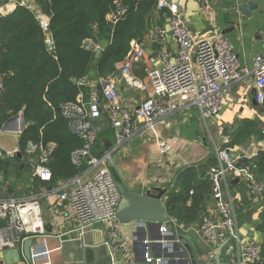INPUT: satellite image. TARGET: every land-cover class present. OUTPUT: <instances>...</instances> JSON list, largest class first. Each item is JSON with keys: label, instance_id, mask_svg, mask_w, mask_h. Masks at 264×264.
<instances>
[{"label": "built area", "instance_id": "2783aa9c", "mask_svg": "<svg viewBox=\"0 0 264 264\" xmlns=\"http://www.w3.org/2000/svg\"><path fill=\"white\" fill-rule=\"evenodd\" d=\"M155 8L168 10L169 28L160 27L158 33L163 40L171 34L177 46L175 56L172 58L169 52H163L160 66H145L146 76H136L133 74L134 65H145L149 61L142 41L133 39L130 50L118 69V75L131 88L148 93V96L142 97L139 104L132 109L125 107L119 99L115 76L110 74L99 78L104 103L97 98L90 105L66 106L65 115L71 119L74 131L87 140L83 148L73 152L72 160L76 165L81 166L84 163L86 168L71 178L51 183V189L41 193H30L19 198H0V221H6V226L0 229V233L11 229L17 231L13 239L0 240V255L8 249H15L22 233L35 236L46 234L41 211V199L45 195L49 201L54 196L58 204H70L77 220L74 230L79 240L83 238L88 227L99 223L104 226L113 254H120L118 258L121 257L124 261H134L130 244L120 235L123 223L117 217V210L121 195L112 171L115 166L112 154L140 130L139 121L144 123L140 133L152 131L160 151H168L170 146L157 133V124L181 108L196 106L205 126L208 129L216 127L219 137V141H216L211 136L217 157V163L207 174L212 182V204L207 205L201 215L199 232L206 240L218 239L230 243L237 250L239 264H264L260 245L253 240L244 241L240 235L237 206L231 196L229 183L230 180L238 178L248 185L249 196L261 198L264 195V181L257 176L252 163L244 162L246 158L242 154L233 153L236 145L232 144V134L216 121V117L224 109L232 85L244 74L253 76L255 98L258 103L264 104V37L263 51L254 58L249 68L241 65L232 44L211 15L208 17L210 29L207 34L197 38L184 19L183 6L179 2L157 0ZM123 12L124 9L121 8L118 13L109 14L107 18L115 22ZM39 21L43 29L48 31L49 17H40ZM48 44L53 45L51 40ZM104 112L114 129L115 144L105 155L97 157L91 153V145L97 136L90 119L101 117ZM16 123L19 125L20 121ZM53 149V143L29 142L24 150L17 148L11 151L0 147V158H14L18 152H22L32 167L33 177L50 183L53 175L49 161ZM256 157L257 154L249 160ZM171 222L177 225L173 219ZM139 228L149 229L144 224H140ZM168 228H171L170 223L160 227L165 232ZM61 236L62 234H58L60 242L64 241ZM148 240L150 241L145 237L141 244H148ZM149 245L151 244L146 245L143 261L146 264H152L154 260L157 263L162 262V257H156ZM213 256L212 254L211 257Z\"/></svg>", "mask_w": 264, "mask_h": 264}, {"label": "crops", "instance_id": "0c3cea01", "mask_svg": "<svg viewBox=\"0 0 264 264\" xmlns=\"http://www.w3.org/2000/svg\"><path fill=\"white\" fill-rule=\"evenodd\" d=\"M174 1L183 6L184 19L197 38L207 34L210 29L208 17L211 15L215 24L232 44L242 66L251 68L254 58L263 51L264 0H252L256 6L250 11V15H243L241 11L242 5L250 0ZM20 5L27 6L38 19L49 17L40 4L34 0H0V15H8ZM157 11L155 8L152 15H158ZM160 27L169 28L168 17L164 26ZM160 27H153L146 33L142 41L149 63L141 64V66H160V56L165 51L169 52L172 58L175 56L177 46L171 34H168L163 40L158 33ZM49 37L50 34L48 33ZM91 42L88 41V44L93 46ZM97 47H101L103 50V46L96 45ZM120 65L121 62L117 64L118 69ZM118 73L117 71L113 76H115L119 99L122 105L132 109L139 104L142 97L148 96V93L144 94L131 88ZM133 74L139 76L134 71ZM85 85L90 87V92L85 95L81 93L77 98V105H90L97 98L102 99L104 103L101 90L98 87L99 78L94 81L86 79ZM255 95L256 88L253 85V76L244 74L238 82L232 85L224 109L216 117V121L223 124L230 133H234L246 120L256 122L259 128L264 131V127H261L264 124V104L258 103V106H255L253 103ZM21 115L24 117L21 112L13 115L5 124L18 125L16 121L21 123L19 118ZM102 115H105L106 119H102L100 124L93 125L96 130L107 125L108 115L106 112ZM24 122L27 123L25 118ZM236 125H238L237 129H235ZM138 126L140 130L134 137L112 154L114 168L122 182L135 193H144L152 187L167 188L168 194L165 199L167 204L170 191H179L180 189V185L176 184L175 180L176 175L183 167L202 164L199 167V170H202L205 167L210 169L214 166V162L217 163V157L213 150V139L211 138L212 136L216 141H219L216 127L213 126L208 129L205 126L200 110L196 106L181 108L157 124V133L170 146V149L164 153L160 151L154 133L147 130L140 133L141 128H144L142 121H139ZM25 128L23 127L18 131L1 130L0 147L11 151L17 148L21 149L20 137ZM106 130L114 129L111 126L110 129L102 130L101 133ZM4 138H15L16 145H10ZM234 145H236L234 154H242L246 159H249L264 150V138L254 134L244 144ZM9 161H15L16 165L15 167L11 166L8 172L0 174V198H19L30 193L38 194L46 189H51V183L47 182L46 186L39 185L36 181L38 178L33 177L32 167L27 159L20 158L16 154L14 158H9ZM12 171L19 177L25 171H28L29 175L13 181L10 176ZM260 179L264 180V173ZM21 186L29 189V192L21 194ZM230 188L231 196L237 206L239 232L242 239L244 241L253 240L261 247L264 243V232L260 228L264 216V195L261 198L249 196L248 185L244 181L233 182ZM55 199L52 196L49 201L45 195L41 199V211L46 226V234L37 235L34 238L33 259L35 264H146L143 261V255L147 251L146 245L148 244L152 245L154 250L152 252L156 257H162V262L158 264H189V262L191 264H207L213 260L211 255L215 256L218 249L221 250L222 264H239L237 250L230 243L218 239L206 240L199 232V222L183 225L171 216L177 225L170 222L171 228H168L167 232L164 229L162 231L160 226L141 230L139 223L122 224L120 235L130 244L131 256L134 259L130 262L124 261L121 257L118 258L120 254H113L104 226L99 223L88 227L83 238L79 240L74 230L77 227V220L70 204L65 202L61 205ZM210 204H212V200L207 202V205ZM16 234L15 229L5 230L0 233V240L13 239ZM58 234H62L60 238L64 241L60 242ZM183 235L189 237L187 244L181 243ZM145 237L150 239V241L148 240L149 243L141 244ZM0 258L6 262L1 255ZM6 264L9 263L6 262ZM11 264L24 263L13 262Z\"/></svg>", "mask_w": 264, "mask_h": 264}, {"label": "trees", "instance_id": "16d2710c", "mask_svg": "<svg viewBox=\"0 0 264 264\" xmlns=\"http://www.w3.org/2000/svg\"><path fill=\"white\" fill-rule=\"evenodd\" d=\"M35 1L49 16L48 31L27 6L20 5L8 15H0V131L10 117L23 113L26 122L31 124L21 134V149L29 142L53 143L50 183H56L86 168L84 163L80 166L72 160L73 152L83 148L87 140L74 131L65 109L69 104L77 105L81 93L90 92L85 83L96 45L103 46L96 67L98 78L114 74L118 71L117 64L127 56L130 42L143 41L153 27L164 26L168 10L160 9L156 12L158 15H152L157 0ZM121 8L124 12L119 18L109 21L107 16L118 13ZM88 41L93 46H88ZM231 134L232 144H244L254 134L264 138V131L251 120H246ZM114 144V130H106L92 143L91 153L102 157ZM244 162L252 163L257 176L263 177L264 150L255 159ZM201 165H188L178 172L175 183L180 189L170 191L167 200L169 215L183 225L200 222L207 202L212 200L209 167L199 170ZM11 166L12 161L0 158V174L8 172ZM112 171L116 181H122L116 169ZM36 181L40 186L47 185L39 178ZM229 183L231 186L233 181ZM5 224L6 221H0V229ZM260 228L264 232V216ZM261 251L264 263V243ZM0 264L6 262L0 258Z\"/></svg>", "mask_w": 264, "mask_h": 264}, {"label": "water", "instance_id": "95a60500", "mask_svg": "<svg viewBox=\"0 0 264 264\" xmlns=\"http://www.w3.org/2000/svg\"><path fill=\"white\" fill-rule=\"evenodd\" d=\"M35 1V0H34ZM256 3L252 0L244 3L241 7V11L243 15H250V11L254 9ZM102 53V48L97 47L95 49V56L92 63V67L87 75V80L94 81L98 78L97 73V64L99 61V57ZM133 71L139 75V77L143 78L146 75L145 66H141V63H136L133 67ZM73 82L76 83L77 79H73ZM253 103L255 106H258V102L256 98L253 99ZM25 109V107H23ZM21 119L20 125H13L10 126L5 124L2 128L3 131L5 130H16L23 127L30 126V122L25 123L24 117L21 115L19 117ZM102 119H106L105 115H102L98 118L90 119L92 126L96 123L101 122ZM106 127H102L101 129L96 130V136L98 137L102 130L105 128H111V122L108 120ZM238 128V125L235 126V129ZM18 157L27 159L26 156H23L21 152L17 153ZM87 161V158H85ZM3 179V177H2ZM239 179H234L233 182H238ZM117 188L121 195V200L119 203V207L117 210V217L123 224H130V223H139L144 224L146 228H154V227H161L163 224L169 225L171 222V217L169 215L167 204L165 202L166 196L168 194L167 188H160V187H152L146 190L144 193H135L131 191L122 181H116ZM35 234H27L22 233L18 240L17 248L13 250H6L4 251L1 256L6 260L7 263L11 264L13 262H21L24 264H35L33 259L32 248L34 245V237ZM189 237L183 235L181 239V243L187 244ZM152 245H149L150 249ZM185 253V251H183ZM221 250L218 249L216 255L213 257V260L207 264H222ZM152 264H158L155 260ZM189 264H191L189 262Z\"/></svg>", "mask_w": 264, "mask_h": 264}, {"label": "rangeland", "instance_id": "374dc122", "mask_svg": "<svg viewBox=\"0 0 264 264\" xmlns=\"http://www.w3.org/2000/svg\"><path fill=\"white\" fill-rule=\"evenodd\" d=\"M264 109V108H263ZM264 112V111H263ZM262 128L264 127V124L261 126ZM261 129V128H260ZM5 137V136H4ZM4 140L5 141H7V142H9V144L10 145H12V146H14V145H16V140H15V138H10V139H8V138H4ZM15 161H13L12 162V167L14 166L15 167ZM11 169V168H10ZM14 172L12 171L11 172V174H10V176H11V179L13 180V181H15V180H17L18 178H23V177H27L29 174V172L28 171H25V172H23L21 175H20V177H19V175H15V174H13ZM24 180V179H23ZM22 187V191H21V194H23V193H28L29 192V189H27V191H26V189L24 188V186H21Z\"/></svg>", "mask_w": 264, "mask_h": 264}]
</instances>
